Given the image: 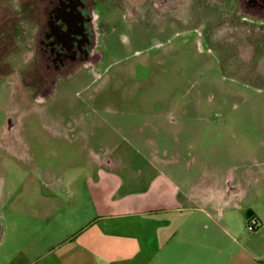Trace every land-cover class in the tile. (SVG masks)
<instances>
[{
  "label": "rangeland",
  "instance_id": "1",
  "mask_svg": "<svg viewBox=\"0 0 264 264\" xmlns=\"http://www.w3.org/2000/svg\"><path fill=\"white\" fill-rule=\"evenodd\" d=\"M132 1L97 2L102 58L42 94L38 0H13L18 36L0 21V238L29 207L61 225L41 252L100 229L99 264H264V34L224 0Z\"/></svg>",
  "mask_w": 264,
  "mask_h": 264
},
{
  "label": "flooded vegetation",
  "instance_id": "2",
  "mask_svg": "<svg viewBox=\"0 0 264 264\" xmlns=\"http://www.w3.org/2000/svg\"><path fill=\"white\" fill-rule=\"evenodd\" d=\"M21 1L23 0H16L18 5ZM98 1L100 0H38L37 3L30 5L32 8L29 12H33L35 15L39 14L41 8V16L37 18L39 20L36 41L37 59L31 61V65L42 76L36 84L32 82L28 86L30 90L36 94H42L57 81L92 68L99 63L102 58L100 50L102 26L95 10ZM126 1L129 3V0ZM143 1L132 2L133 4H144ZM214 1L217 2V0ZM172 3L173 0H151L150 2V4L156 5V8L161 9L171 6ZM17 4L16 6H18ZM223 4L226 10L228 9L227 16L235 14L236 21L241 22L240 24L236 23V29L242 27L243 33H248L241 38L244 45L245 42L249 43L247 39L251 35L264 34V0H224ZM12 5L13 0H0V6L3 7V9H0V21L5 19L4 21L16 22L14 29L15 36H18V26L25 19L22 20V15H18L19 12L16 10L17 7L15 8ZM38 5H40L39 11L37 10ZM135 10L137 9L133 7V11ZM28 19L30 21L36 20V18L30 17ZM235 19L232 21L235 22ZM260 26H262V29ZM252 27L260 30L252 29ZM0 35L3 38L4 36L5 38L10 37L9 32L6 31L5 33L1 26ZM5 41L7 40L5 39ZM6 45V43H3L1 48L3 49ZM11 45L13 44L11 43ZM14 46L19 45L16 42ZM5 64L8 65L7 62ZM44 73L50 75V79H46ZM41 78L43 80L45 78V83ZM229 182L232 184L234 178L229 179ZM235 190H237L235 187L231 186L229 188V192ZM259 227L260 224L257 222L252 233L257 231Z\"/></svg>",
  "mask_w": 264,
  "mask_h": 264
},
{
  "label": "crops",
  "instance_id": "3",
  "mask_svg": "<svg viewBox=\"0 0 264 264\" xmlns=\"http://www.w3.org/2000/svg\"><path fill=\"white\" fill-rule=\"evenodd\" d=\"M103 175L105 174H100V176ZM169 199L173 198L168 197L166 204H168ZM12 212V214L18 216L20 221L12 220L10 223L3 225L0 243L7 237L8 243L3 249L6 256L3 258L2 264H99V260H103L107 256L106 233L100 229L87 233L86 238L82 237L81 243L76 242L68 246V243L57 241L50 244L47 250L41 252L43 232L45 234H54L61 226L60 224H51L49 226L52 222L51 216H53V212H38L29 207H18L13 209ZM12 219H14L13 216ZM0 224L2 225V223ZM23 242L25 245L22 250L17 249L16 245H21ZM140 252L141 250H137L136 253L123 252L119 253L118 256L119 259L128 262L132 261L133 257ZM242 264L250 263L246 259Z\"/></svg>",
  "mask_w": 264,
  "mask_h": 264
},
{
  "label": "trees",
  "instance_id": "4",
  "mask_svg": "<svg viewBox=\"0 0 264 264\" xmlns=\"http://www.w3.org/2000/svg\"><path fill=\"white\" fill-rule=\"evenodd\" d=\"M2 39H4L1 35H0V40H2ZM4 41V40H3ZM2 44H3V42H2ZM0 51H2V48H1V46H0ZM2 57H3V55H2ZM5 58L2 60L3 61V63H2V61H1V63H2V70L0 71V77H2V76H5V75H8L9 73H10V69H9V67H8V65L7 64H4L5 63ZM252 221V220H251ZM250 221V222H251ZM258 222V221H257Z\"/></svg>",
  "mask_w": 264,
  "mask_h": 264
},
{
  "label": "built area",
  "instance_id": "5",
  "mask_svg": "<svg viewBox=\"0 0 264 264\" xmlns=\"http://www.w3.org/2000/svg\"><path fill=\"white\" fill-rule=\"evenodd\" d=\"M256 225H257V221H256V220H252V221H251V226L249 227V229H250L251 231H253L254 228L256 227Z\"/></svg>",
  "mask_w": 264,
  "mask_h": 264
}]
</instances>
